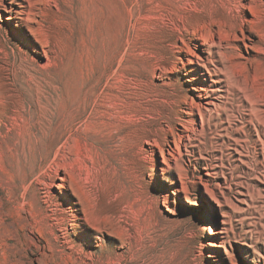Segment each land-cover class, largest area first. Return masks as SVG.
Masks as SVG:
<instances>
[{
  "label": "rangeland",
  "instance_id": "obj_1",
  "mask_svg": "<svg viewBox=\"0 0 264 264\" xmlns=\"http://www.w3.org/2000/svg\"><path fill=\"white\" fill-rule=\"evenodd\" d=\"M255 109L264 0H0V264H264Z\"/></svg>",
  "mask_w": 264,
  "mask_h": 264
},
{
  "label": "bare ground",
  "instance_id": "obj_2",
  "mask_svg": "<svg viewBox=\"0 0 264 264\" xmlns=\"http://www.w3.org/2000/svg\"><path fill=\"white\" fill-rule=\"evenodd\" d=\"M195 36H196L195 33L189 35L190 39L194 38ZM174 38H176V36H174ZM203 46H206L207 48H210V43L208 41H205L203 43ZM261 115H263V117H260ZM248 116H250V115H248ZM244 117L245 116H242L241 120L244 121V122H247L246 123V124H248L247 125V130H250V129H252V127H254L258 136H261L262 133H263V136H264V110H261V109L253 110V114L251 115V117H252L251 121H247L246 119H244ZM261 165L264 168V151H263V160H262V164ZM37 203L40 206L39 209H44V207L41 205L39 199H38ZM8 218L11 219L12 228H13V231H14L13 233L16 234V236L21 237L23 234L28 232L27 229H22L20 227H17L15 225L13 217H8Z\"/></svg>",
  "mask_w": 264,
  "mask_h": 264
}]
</instances>
